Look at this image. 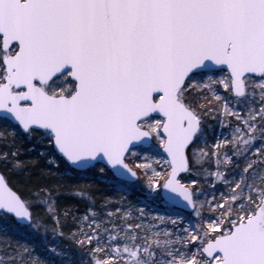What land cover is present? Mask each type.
<instances>
[{"label":"snow or ice","instance_id":"obj_1","mask_svg":"<svg viewBox=\"0 0 264 264\" xmlns=\"http://www.w3.org/2000/svg\"><path fill=\"white\" fill-rule=\"evenodd\" d=\"M0 264H264V0H0Z\"/></svg>","mask_w":264,"mask_h":264},{"label":"rangeland","instance_id":"obj_2","mask_svg":"<svg viewBox=\"0 0 264 264\" xmlns=\"http://www.w3.org/2000/svg\"><path fill=\"white\" fill-rule=\"evenodd\" d=\"M208 123L212 126L208 131V139L211 142L213 140V138L219 133L220 129H219L217 122L215 120L209 119ZM101 181L105 184V186H110V188H112L114 194L117 195L116 186L110 181V179L101 180ZM209 191H211V189H209ZM138 198H142L141 193L137 189H132L131 195L129 196V199L136 202V201H138ZM84 210L81 209L80 213H77V214L83 215ZM108 210L110 211L111 209L109 208ZM65 243H67V242H65Z\"/></svg>","mask_w":264,"mask_h":264},{"label":"trees","instance_id":"obj_3","mask_svg":"<svg viewBox=\"0 0 264 264\" xmlns=\"http://www.w3.org/2000/svg\"><path fill=\"white\" fill-rule=\"evenodd\" d=\"M33 158H36V154H33ZM97 191V199L102 201L103 197L111 196L113 198H117V195L114 194L112 188L110 186H105V184L100 180L95 182ZM67 203H71L76 206V208L79 209V212L81 209H85L84 204L80 202L79 200L73 199L72 197H68Z\"/></svg>","mask_w":264,"mask_h":264}]
</instances>
